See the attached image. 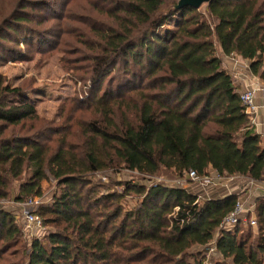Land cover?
Returning a JSON list of instances; mask_svg holds the SVG:
<instances>
[{
    "label": "trees",
    "instance_id": "obj_1",
    "mask_svg": "<svg viewBox=\"0 0 264 264\" xmlns=\"http://www.w3.org/2000/svg\"><path fill=\"white\" fill-rule=\"evenodd\" d=\"M9 1L8 10L0 7V60L23 27L42 36L34 23L69 20L82 50L66 51L74 56L64 62L85 63L75 69L92 88L88 98L77 94L62 105L57 125L38 114L26 88L0 77V200L11 198L27 173L18 201L41 196L50 177L58 186L53 203L36 213L55 230L29 244L17 216L0 209V264H209L206 252L193 248L214 240L212 264H264V196L255 225L249 213L247 223L223 227L237 193L201 201L175 183L128 181L118 192L92 178L124 167L149 178L212 169L264 184L262 136L219 55L247 60L264 83V0L180 10L179 0H58L65 10L39 21L43 0ZM77 4L85 12L73 16ZM133 194L137 204L126 209L122 201Z\"/></svg>",
    "mask_w": 264,
    "mask_h": 264
},
{
    "label": "rangeland",
    "instance_id": "obj_2",
    "mask_svg": "<svg viewBox=\"0 0 264 264\" xmlns=\"http://www.w3.org/2000/svg\"><path fill=\"white\" fill-rule=\"evenodd\" d=\"M47 1V3H44ZM11 6L9 0H0V7L8 10ZM81 5H74L71 9L73 16L83 15L85 10L81 11ZM65 10L61 6L58 0H43V3L36 7V13L38 16L36 20L39 21L43 14L49 16H55L54 13H60ZM67 10V9H66ZM201 10H205V6ZM8 12V11H7ZM3 14L0 15L2 18ZM31 24V23H30ZM29 24V25H30ZM48 27L46 25L33 26L39 30H44L42 36L34 35L28 29L24 27L20 29L17 36L13 37L17 44L10 46L12 51L8 53L4 59L0 60V77L8 82L11 87L21 86L28 90V97L34 102L38 114L46 120L54 121L57 125L61 124L63 119H60L62 105L73 98L77 94H82L85 98H88L91 91L90 82L82 81L79 77L81 72L77 69L78 66L85 63L74 62L66 65L64 59L72 58L74 55L66 53V51L75 52L76 50H82L80 44H74L75 39L71 36V30L74 24L69 20L53 19L49 21ZM172 25H174L172 23ZM53 28L54 36L50 38L47 44H41L40 41L45 36V30L47 28ZM63 27L64 29H60ZM62 31L65 35H62ZM13 36V35H12ZM41 38V39H40ZM23 41H29L24 43ZM33 41L34 43H31ZM70 41L69 45L65 42ZM220 53V52H219ZM77 56V55H76ZM243 59V58H242ZM75 60V59H74ZM244 63L243 68L249 67L248 61H242ZM76 67V69H75ZM250 69V67H249ZM229 72V71H228ZM107 80V79H106ZM103 87L106 85V81ZM11 101L18 102V98H11ZM77 117L83 116L81 113ZM29 174L23 176V180L15 183L14 195L7 200H0V209H5L12 214H15L18 218V225L23 230L24 240L23 242L29 244L34 238H43L50 232L54 231L52 224L43 225L44 229L41 232L29 227L24 220V211L29 210L38 214L41 206L49 205L53 203L54 195L58 191L57 181L52 177L45 180L42 183V195L25 198L18 201L16 196L18 195V187L22 182L28 179ZM94 182L100 181L107 184L112 191L122 192L124 190L123 183L125 182H138L151 186L153 182L158 184L173 185L180 178L176 177L172 172H163L155 177H146L138 172L131 171L127 168H119L116 170H106L97 172L95 176H92ZM235 185L233 189H227V191H235L240 195L241 200L246 198V205L253 209L251 213V219L255 217V207L257 199L260 196H264V184L261 182H253L245 176L235 178L228 183V186ZM218 185V186H217ZM217 182L212 184H205L195 182L193 180L184 179L181 187L187 188L193 194H197L201 201L209 198L220 197L223 192L218 190V187H223ZM250 193L248 194V192ZM101 192H106L105 189H101ZM248 197V198H247ZM33 200V201H30ZM138 197L134 194L122 201L126 209L132 208L137 204ZM40 219L43 221L42 217ZM251 219L249 218L250 222ZM249 224V223H248ZM243 226L244 230L248 231L249 225ZM204 250L207 254V263L212 264L211 259L218 258L216 255L215 240L211 242L208 249H201L200 247L193 248V251ZM203 252V253H204ZM215 256V257H213ZM14 260V258H12Z\"/></svg>",
    "mask_w": 264,
    "mask_h": 264
},
{
    "label": "built area",
    "instance_id": "obj_3",
    "mask_svg": "<svg viewBox=\"0 0 264 264\" xmlns=\"http://www.w3.org/2000/svg\"><path fill=\"white\" fill-rule=\"evenodd\" d=\"M241 100L245 108V113L248 114V116H250L253 123L255 115L257 114L259 108V105L256 101L255 90L253 88H249L241 91ZM235 178L236 177L234 176L231 177L220 176L217 173L215 175L213 174L199 175L196 171L191 170L188 173H186L185 176L181 177L175 184L181 186L184 182V179L186 181L187 179H190L195 182H200L205 184H212L217 182L218 184H224L228 186V183L234 180ZM252 212L253 209L246 205L245 200L239 199L234 210L223 220L222 226L226 227L228 225H234L239 220H243L245 223H247V215ZM24 220L29 227L35 229L38 232L43 231L44 226L42 220L35 212L29 210L24 211ZM251 224L253 225L256 224L255 217L251 219Z\"/></svg>",
    "mask_w": 264,
    "mask_h": 264
},
{
    "label": "crops",
    "instance_id": "obj_4",
    "mask_svg": "<svg viewBox=\"0 0 264 264\" xmlns=\"http://www.w3.org/2000/svg\"><path fill=\"white\" fill-rule=\"evenodd\" d=\"M219 55L222 58L223 67L227 71H229L235 80L236 85L240 87V90L243 91L245 89L253 88L256 93V101L259 105L258 112L255 115L254 121H253V128L255 132L261 134L262 140L264 142V83L261 79L258 77H255L252 75L249 67L246 69L243 68L244 63L242 61H247L242 59L240 56H224L223 52L220 49ZM209 174L215 175L216 172L212 169L209 170ZM238 178V177H236ZM222 185V184H220ZM232 185V184H231ZM218 186V185H217ZM232 187V188H231ZM233 189L235 188V185L232 186H226L224 185L222 188L218 187L217 189L223 192L220 197H225L233 193H237L235 191H225L226 189ZM250 191L248 192V194ZM248 198V197H247ZM246 201V198L243 199Z\"/></svg>",
    "mask_w": 264,
    "mask_h": 264
},
{
    "label": "water",
    "instance_id": "obj_5",
    "mask_svg": "<svg viewBox=\"0 0 264 264\" xmlns=\"http://www.w3.org/2000/svg\"><path fill=\"white\" fill-rule=\"evenodd\" d=\"M211 0H179L175 8L180 10L182 8L191 6L193 8H200L203 4L209 3Z\"/></svg>",
    "mask_w": 264,
    "mask_h": 264
}]
</instances>
